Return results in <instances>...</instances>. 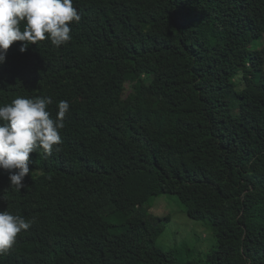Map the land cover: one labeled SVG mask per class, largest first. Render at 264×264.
<instances>
[{"label": "trees", "instance_id": "trees-1", "mask_svg": "<svg viewBox=\"0 0 264 264\" xmlns=\"http://www.w3.org/2000/svg\"><path fill=\"white\" fill-rule=\"evenodd\" d=\"M73 7L69 42H14L0 65V99L51 97L52 118L70 105L25 187L0 169V211L34 220L0 264H264V0ZM162 194L213 229L204 261L154 244L159 219L141 210Z\"/></svg>", "mask_w": 264, "mask_h": 264}, {"label": "clouds", "instance_id": "clouds-1", "mask_svg": "<svg viewBox=\"0 0 264 264\" xmlns=\"http://www.w3.org/2000/svg\"><path fill=\"white\" fill-rule=\"evenodd\" d=\"M80 19L73 0H0V65L6 62L7 50L14 42H21V53L45 39L57 48L66 44L72 38L70 23ZM17 80L23 85L24 81ZM52 103L51 97L0 99V169L9 171V187L17 191L25 187L22 182L30 176V154L42 149L51 155L54 146L62 143L60 130L70 105L59 101L52 118L47 110ZM32 223L34 220L8 210L0 211V258L13 250L18 234L28 232Z\"/></svg>", "mask_w": 264, "mask_h": 264}, {"label": "rangeland", "instance_id": "rangeland-1", "mask_svg": "<svg viewBox=\"0 0 264 264\" xmlns=\"http://www.w3.org/2000/svg\"><path fill=\"white\" fill-rule=\"evenodd\" d=\"M253 47L251 45V49ZM247 92L252 96L257 95L258 87L247 88ZM89 96V92H83L78 96V99H86ZM134 96V94H130V97ZM217 111L227 116L229 114L228 105L217 106ZM142 202L143 198H137L132 203V210L140 212ZM141 211L159 219V221L152 223V226L161 229V234L152 237V240L156 246L164 251L176 250L185 259L204 261L206 255L212 251L216 244L213 229L204 221L189 219L185 213L184 205L175 195L162 194L153 197ZM112 232H117V230L113 229Z\"/></svg>", "mask_w": 264, "mask_h": 264}]
</instances>
